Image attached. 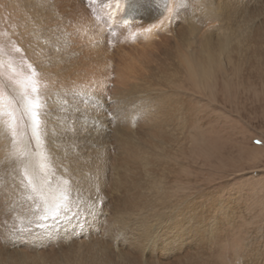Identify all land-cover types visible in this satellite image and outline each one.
<instances>
[{"label": "rangeland", "instance_id": "obj_1", "mask_svg": "<svg viewBox=\"0 0 264 264\" xmlns=\"http://www.w3.org/2000/svg\"><path fill=\"white\" fill-rule=\"evenodd\" d=\"M47 1L49 3L53 2L51 0ZM55 1L59 4L58 12L62 10L65 17L67 16L68 22L66 21L64 24L69 30L68 35H65L69 49L67 48L66 54L71 52L78 55L73 56L69 62L60 61L61 57L66 56L62 52H55L54 57L42 55L38 48H41L42 45L47 46L48 40L43 41L41 39V25H38L33 15H30L32 8L29 9V6L33 0H0V90L8 98L17 100L25 89L28 90L30 95H33L31 87L35 84L38 87V93L35 95L39 96L41 104L39 112L42 122L47 117L43 109H46V103L51 92L52 94L56 92L52 83L53 79L49 77L51 76L50 71H57L59 67H64L61 73L70 70L72 76L64 82L63 86L65 91L71 89L74 77L83 75V72L92 69L94 64L93 55L89 56L92 51H86L87 47L90 48L95 42L105 43L106 51L102 54L103 58L106 57V59H103L102 62L107 61L111 68L109 71L110 82L106 85L108 92L104 93V101L106 102L103 104H99L98 101L89 103V105L92 104L93 109L89 110L86 116L82 112L84 110L82 104L87 103L84 104L81 101L78 105L70 103L66 104L67 107H64L66 105L63 102L60 105L61 111H58L59 113L57 112L52 118L54 117V121L61 120L64 128L66 127L64 137L61 136L59 142L64 144L65 141V144L71 147V151L74 150L75 146H78L84 134H86L87 131L82 130L84 125L82 123L84 119L88 118L90 126L97 128L98 135H101L98 137L97 134L91 131V141L95 139L98 142V146H101L99 153L107 154L108 160H106V163L110 162V164L102 166L106 169L104 170L105 183L99 188L101 195L94 197L92 205L80 214L77 212L80 209L79 204H77L78 200L74 199L75 197L70 199L69 203H72V205L67 210L70 213L68 224L64 226V223L59 220L56 222L57 228L53 227L55 225L51 226L50 223L43 221L45 218L36 213L40 208L38 207L40 200L36 199L37 196L29 185L30 179L27 175V169L18 170L17 179L15 176L16 168L6 166L0 174V184L6 183L8 188L9 183L7 181L10 180V183L16 184L20 191L14 199L11 197L10 192L6 191V199L10 203L8 208L10 209L3 210V217L7 218L8 216L7 219L13 221V225L7 227L8 232L5 233L4 237L6 240L0 236V251L7 256L6 260L9 261L15 254L17 255V251H24V254L31 259L30 262L25 264H79L81 261L86 264L85 255L87 253L86 248L83 247L86 244L89 246L88 249H101L103 252H107L108 255L114 257V261L119 259L120 262L119 260L115 261L118 264H133L128 252L134 253L135 247L142 244L139 236L140 232L145 229L144 223L146 226L151 225L149 215L153 212V215L157 216L158 219L164 220L166 217L163 215H166L168 209H164L162 205L167 204L174 210L197 196L198 203L203 209L211 208V202L213 201L218 203L214 208L215 210L207 215L208 217L209 215L218 216L217 224L212 227H214V230L221 228L220 232H222L220 240H217L216 243L210 246L206 243L202 246L205 253H203L205 262L201 261V264H264V70H255L252 69L253 67L249 68L248 66V72L246 71V73L250 77H245L243 75L246 74L244 70L239 68L235 70L232 69L233 66L228 67L226 65L223 70L218 72V78L221 79L217 78L215 81V75H211V82L209 81L203 86L198 85L196 82L193 85L187 84L184 86L175 84V89L172 87L171 79L175 77V81L181 76L178 72L177 75L176 72L174 73L171 70L162 75L157 74L159 78L155 79H160V82L156 84L157 93L155 97L157 100H155V103L159 101V105L167 101L170 107L174 105L182 114L180 116L176 114L175 119L174 117L170 119L175 121V124L170 123L172 126L165 125L156 128L157 126L151 125V121L145 122L143 121L144 118L137 116L141 109L136 111V108H132V123L129 130L134 139L140 141L139 144L148 139H146L144 132L155 135L154 139H150V143L154 145L151 148L148 147V151L153 158H156L157 164L161 162L162 165L163 162L161 154L158 160V149L166 148L165 158L170 163L166 165V169H169V172L171 171L172 183L165 188L164 192H161L160 189L157 190L158 188L155 187V191L146 189V193L138 194L143 198L142 203L148 205L147 209L152 212L141 211V209H134V212H129L126 210V206L130 201L121 200V197L125 194L119 196L117 193V190L125 187H123L119 177L121 178V175H123L121 169L123 161L133 156L137 157L139 153L121 155L118 147L113 143L114 139L118 137V132L121 133L126 130L122 126V120L118 118L121 109L111 106V101L115 100L113 94V88L116 86L115 79L116 75L119 74L116 71L122 68L124 73L129 74L128 83L130 85L127 83L128 85L124 86L126 89L125 94H128L132 89L134 95L138 97L140 92L148 91L146 78L149 76L145 75L148 74L149 67L155 72L161 69L159 61H156L158 53L150 49L141 50L140 41L135 42L133 38L130 39L127 35V28L121 25L122 11L127 9V4L133 0H121L124 6L120 8L121 15L119 13V16L122 18L112 15V11L109 9L113 5L107 6L111 0ZM154 1L149 0L151 6L158 9V5H153ZM159 3H162V0ZM246 4L249 9H254L260 14V19L264 18V0H248ZM48 6L50 5L48 4ZM137 9H140V12L144 10L141 6ZM57 13L52 15V19L59 21V14L57 15ZM61 19L65 21V19ZM178 22L186 30L185 19L179 18ZM173 26L174 23L171 25L172 29ZM212 26H214V23L202 24L200 32H207L212 29ZM135 27H139L138 22L132 28ZM89 32H94L99 39L95 40L91 35H88ZM171 35V33H168L166 36L173 45L177 39ZM92 39H94V42H91ZM82 50L83 53L85 52L84 57L80 54ZM143 53H152V56H150L151 58L145 57L148 54L143 55ZM55 54H59V56L55 57ZM135 57H141L142 63L141 61V64L130 62ZM160 57L163 58L162 54ZM143 61H147L148 65L144 64ZM150 61L151 64H149ZM73 62H75V68L77 69L71 70L70 64ZM78 64L80 65L79 68ZM167 76L169 80H167ZM175 86L181 88L177 89ZM47 88L48 91L52 90L51 88L54 90L48 92ZM121 91H123L122 88L119 95ZM148 92L150 93V91ZM76 97H78L77 93L71 98ZM176 101H179V106ZM158 105H155V107L158 108ZM16 106L20 107V104ZM67 108L68 111H66ZM83 116L85 118L82 119ZM94 117L99 118V121L96 118L93 119ZM102 118L105 120L103 124L100 123ZM182 119L183 123H180ZM168 120L167 116L166 121ZM0 123V132L8 142L6 148H4L5 151L3 150L2 156L4 158L2 160L4 162L8 160L11 163L16 156L13 153L17 149H19V154L23 150L24 157L21 158L25 159L28 154H26L24 148H28V146L23 143L30 142L31 139L34 140L28 126L30 122L25 120L22 125L17 127L18 135L15 140L3 123V118H0ZM77 131L79 133H76ZM164 132L168 133L166 140L167 137L171 136V133L178 135V138L176 140L172 138L168 141L170 144L164 145L162 136L165 137ZM69 134L71 137H68ZM80 154L82 157L85 156V150ZM119 157L120 160L118 161ZM16 165L20 168L19 162ZM152 171L158 174L155 168ZM158 171L162 173L161 170ZM92 182H94V179ZM150 183V186L159 184L155 178ZM7 188H4V190H8ZM147 188L149 187L147 186ZM91 194L89 193L90 196ZM228 205H230V208L226 212L224 206ZM17 209L22 211L23 223L28 222L23 225L22 231H18V228H22V226L16 225L20 221L15 214ZM63 211L65 213L66 209ZM223 212L228 213L232 220H227L228 217ZM46 216L51 218L50 215ZM82 219H84L83 223L88 219H92L94 231L90 233L79 231L81 227H84L81 223L79 227L73 226V229H66V227H70L76 221ZM211 221V218L207 219V230L212 223ZM2 222L4 223L3 220ZM213 222L215 223V221ZM48 226L49 228L52 227L49 232L45 229ZM147 231L150 239L152 232ZM80 254L84 258L79 259ZM163 254L168 255L166 252ZM136 261L139 264H144L146 259L144 256L138 255ZM179 261L175 258L162 262H164L163 264L185 263V261ZM0 264H7V261Z\"/></svg>", "mask_w": 264, "mask_h": 264}, {"label": "bare ground", "instance_id": "obj_2", "mask_svg": "<svg viewBox=\"0 0 264 264\" xmlns=\"http://www.w3.org/2000/svg\"><path fill=\"white\" fill-rule=\"evenodd\" d=\"M51 1L53 2L49 3L47 0H33V2L30 3L29 9L32 8V13H30V15H33V18L38 25H41V39H43V41L48 40L47 46L42 45L43 47L41 46V48L38 49L42 52V55L54 57L53 54L55 52L66 54L69 46L65 35H68L69 30H67V27L64 24L67 21V16L65 17V13H63L62 10L58 12V2L55 0ZM159 1L160 0H155L153 4L158 5V9L151 6L149 0L130 1L129 4H127V9L122 11L123 18L119 16V13L121 15V12H119L120 8L124 6L121 0H111L107 5L108 7L113 5V7L109 9L112 11V15L114 14L117 17L122 18L121 25L127 28L128 37L130 39L133 38L135 42L140 41L141 50L145 51L146 49H150L151 51H156L158 53L156 61H159V65L161 66V69L157 70V72L149 67V72L145 76H149L146 78V88L150 93L148 91H143L139 93L140 95L138 97L134 95L132 89H130L128 94H125L126 89L124 86L129 84V74L124 73L122 68L121 70L116 71L119 74L116 75V86L113 88L115 100L113 99V101H111V106H113V108L121 109L118 118L122 120V126L123 128H126V130L121 133L118 132V137L114 139L113 143L118 147L121 155H129L136 152L139 153L137 157L133 156L123 161L121 166L123 172V175H121L122 179L119 177L123 187H125L124 189L117 190V193L119 196L125 194L121 197V200L130 201L126 206V210L129 212H134V209L152 212L147 209L148 205L142 203L143 198L138 194H143L146 189H148V191H153L155 187L158 188L157 190L160 189L161 192H164L165 188L172 183V179L170 178V175H172L171 171L169 172V169H166V165L170 164L165 158L166 148L158 149V160L160 159L159 156L161 154L163 162L162 165L161 162L157 164L156 158H153L152 154L148 151V147L151 148L154 145L153 143H150V139H154L155 135L144 132L146 139H148L139 144L140 141L134 139L129 130L132 123V108H136V111L141 109L137 116L139 118H144L143 121L145 122L151 121V125L157 126L156 128H161V126L164 127L165 125L169 127L172 126L170 123L175 124V121L170 119H172V117L175 119L176 114L178 116L182 114L174 105L170 107V104L167 101L159 105V101L155 103V100H157L155 97L157 93L156 84L160 82V79H155L159 78L157 77V74L162 75L166 71L171 70L174 73L176 72L177 75L178 72L181 76L175 81V77H172L171 79V84L174 88L175 84H178V86H184L187 84L193 85L195 82L198 85L201 84V86H203L210 81L211 75H215L216 78L214 79L216 81L219 76L218 72L223 70V67L226 65L228 67L233 66L232 69L235 70H237L236 68L244 70V73H246V71L248 72V66L249 68L253 67L252 69L255 70H264V18L260 19V14H258L257 11L248 8V5L246 4V1L248 0H164V2L162 0V3H159ZM47 3L50 6H48ZM140 6L144 9L142 12H140V9H137V7ZM55 13H57V15L59 14V21L52 19V15ZM61 18L65 19V21ZM179 18L185 19L186 30L183 25L178 22ZM169 19L170 21H168ZM137 22L139 23V27H135L134 30L132 27ZM172 23H174L173 29L171 28ZM209 23H214L212 29L207 32L204 30V32H200V26ZM139 31L145 32L140 33ZM97 33L99 32L97 31ZM168 33H171V36L177 39L175 44H171V40L168 38L169 35L166 36ZM88 35H91L95 40L99 39L94 32H89ZM91 42H94V39H92ZM104 44L95 42L90 48L87 47L86 51H92V54L89 56L93 55L95 66L93 64L92 69H88L89 71L86 72L84 71L83 75H79V77H74L71 89L65 91L63 86L64 82L72 76L70 70L61 73L64 67H59L57 71H50L51 76L49 77L53 79L52 83L56 92H53L54 94L51 92L48 102L46 103V109H43L45 110L44 114L46 113L47 115L46 119L41 122V129H43L41 130V134H43H40L41 137H39V140L33 137L34 140L31 139L30 142L26 141L23 143L28 146V148H24V151L28 154L25 159L21 158L22 156L24 157V155H22V153H24L23 150L21 154H19V149H17L13 153V155L15 154L16 156L12 159L11 163H9L8 160L5 162L2 160L4 158V156H2L5 151L4 148H6L5 146L8 142L0 132V174L6 166L15 167V176L18 179L17 171L22 170V168L27 169L28 178L35 185L36 190H33V187L31 188L37 196L36 199L40 200L38 202V207L40 208L36 211L37 214H40V217L44 218L47 215L45 208L48 206L50 200L53 198L58 199L61 192L66 193L67 199L66 201L61 202L60 212L55 216L50 215L51 218H48L47 216V218L43 220L46 223H50L51 226L55 225L53 226L55 228H57L56 222L59 220L64 223V226L68 224L70 213L69 211L67 212V210L72 205V203H69L70 199L75 197L74 199L78 200L77 204H79L80 209L78 208L79 210L77 212L80 214L92 205L91 203L94 202V197L96 198L101 195L99 188L105 183L104 170L106 168H103L102 166L107 164L106 160H108V155L106 154L107 157L105 158L106 155L99 153L101 146H98V142L95 139L94 141H91L92 135H90L91 131L98 135V129L90 126L88 118H86V120L84 119L82 130L87 132L84 134V137L78 146L74 145V150L71 151V147H69V145L67 146L65 141V145L59 142L61 136L64 137L66 127L64 128V124L61 120L54 121V117L52 118V116H55L58 111H61L60 105L63 102L65 105L70 103L78 105L81 101L84 104L87 103L85 105L81 103L84 109L82 112L85 113V116L88 115L89 110L93 109L91 106L92 104L89 105V103L98 101L99 104H103L106 102L104 101V96L108 92V90H106V85L110 82L109 71L111 68L107 61L102 62L103 59H106V57L103 58L102 54V52L106 51ZM84 53L83 50L82 52L80 51L82 57H84ZM161 54L163 58L160 57ZM75 55L70 52V54L61 57L60 61L69 62V60ZM143 55H146L145 57H150L152 56V53H143ZM58 56L59 54H55V57ZM136 58L137 57L130 62H137L139 64L141 61L142 63L141 57ZM144 64L148 65V62L145 61ZM149 64H151V61ZM70 66L71 70L77 69L75 68V62L71 63ZM50 67L52 68V66ZM79 67L80 65L78 64V68ZM233 72L235 73L236 71ZM243 75L245 77L249 76L247 73ZM244 76L243 78H245ZM221 77L223 78V76ZM166 78L169 80L168 76ZM218 79L221 78L219 77ZM121 88L123 91H121L119 95ZM180 88L181 87L177 89ZM51 89L54 90L53 88ZM75 93L78 94V97L71 98ZM178 102L179 101H176L177 105ZM155 105H158V108L155 107ZM67 106L68 105L64 107ZM66 111H68V108ZM98 114L99 112L97 115ZM85 116H83L82 119L85 118ZM160 116L165 118L163 119ZM167 116L169 118L168 121H166ZM95 118L96 117L93 119ZM40 119L42 120V118ZM96 119L99 121V118ZM177 121L179 122V120ZM182 121L183 119L180 123H183ZM100 123H105V120L102 118ZM76 133H79V131ZM161 134L163 133L161 132ZM164 134L165 137L162 135L164 145L170 144L168 141L172 138L174 140L178 138V135L176 136L175 133H171V136L167 137L166 140V135H168V133L164 132ZM100 136L101 135H98V137ZM175 136L176 138H174ZM68 137H71V135L69 134ZM83 150H85V156L83 155L82 157L80 153ZM101 155L104 156L100 157ZM119 160L120 157L118 161ZM18 162L20 168L16 165ZM108 164H110V162H108ZM153 168L156 169L158 174H155V171H152ZM157 169L161 170L162 173H159ZM154 178L158 180L160 187L159 184H153V186H150V182H153ZM93 179L94 182H92ZM7 183H9L8 188L6 183L0 184V236L4 240H6L4 237L5 233L8 232V225H13V221L7 219L8 216L7 218L3 217V210L10 209L8 208L10 203L6 199V191L10 192L13 199L20 193L19 187L16 184L14 185L13 183H10V180H8ZM147 186L149 188H147ZM4 188H7L8 190H4ZM89 193H92L91 196ZM197 198L198 197L195 196L194 199H190V201L188 200L183 205H180L181 207L174 210L171 209L172 207L167 206V204L162 205L164 209H168L166 211L167 213L164 212L166 214L163 215L166 217L164 220L158 219L157 216L153 215V212L149 215L151 217V221H149L151 225L146 226L144 223L145 229L140 232L139 236V240L142 244H138L135 247L134 253L128 252L133 264H139V262L136 261V256L138 255L145 257L146 261L144 264H163L164 262L162 261H168L175 258L178 259V262H180L179 260L185 261L184 264H201V261L205 262L203 259L204 251L202 246L206 243L209 244L208 246L216 243L217 240H220V234L222 232H220L221 228L214 230V227L217 224L216 220L219 219L218 216L209 215L208 217L207 215L215 210L214 208H216L215 206H217L218 203H216V201L214 203L213 201L211 202V208L203 209L200 203H198ZM162 199L164 198L162 197ZM63 208L66 209L65 213L64 211L62 212V210H64ZM73 208H75V206H73ZM229 208L230 205L224 206L226 212ZM15 214L17 219L20 220L16 225L19 224L22 226V228H18V231H22L23 225L28 222L23 223L21 209H17ZM224 214L228 217L226 218L227 220H232V217L228 213ZM209 218L212 219V223L210 227L208 226L207 230L206 223H208L207 219ZM83 220L84 219L76 221L75 224L66 227V229H73V226L79 227V224L81 223L84 227H81L80 229L78 228L79 231L82 230L86 233L94 231L95 228L92 219H88L84 223ZM213 221H215V223ZM88 224L90 225L88 226ZM64 226H62V228H64ZM50 228L49 226L45 227L47 232H49ZM146 229L152 232L150 239ZM83 247L86 248L87 253L85 255L86 264H118L115 261H118L119 259L114 261V257L108 255L107 252H103V250L99 248V250L94 248L88 249L89 246L86 244ZM164 252L168 255H164ZM17 255L15 254V256L8 261L6 260L7 256L0 251V263L7 261V264H25L31 261L30 257L24 254V251H17ZM82 258L84 257L80 254L79 259ZM79 264H83V261Z\"/></svg>", "mask_w": 264, "mask_h": 264}, {"label": "snow or ice", "instance_id": "obj_3", "mask_svg": "<svg viewBox=\"0 0 264 264\" xmlns=\"http://www.w3.org/2000/svg\"><path fill=\"white\" fill-rule=\"evenodd\" d=\"M31 93L33 95H30L28 90L25 89L20 94L19 99L13 100L8 98L4 92L0 90V118H3V123L6 125L14 140L18 135L17 127L22 125L25 120L30 122L28 126L31 129L32 136L39 140L41 131L39 109L41 108V104L39 102V96L35 95L38 93V87L35 84L31 87ZM17 103L20 104V107L16 106ZM29 185L33 187V190H36L31 180H29ZM66 199V193L61 192L58 199L53 198L50 200L48 206L45 208L47 215H57L61 209V202L66 201ZM44 218H47V216Z\"/></svg>", "mask_w": 264, "mask_h": 264}]
</instances>
